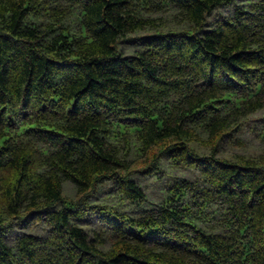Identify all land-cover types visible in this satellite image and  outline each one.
<instances>
[{"label":"trees","instance_id":"trees-1","mask_svg":"<svg viewBox=\"0 0 264 264\" xmlns=\"http://www.w3.org/2000/svg\"><path fill=\"white\" fill-rule=\"evenodd\" d=\"M259 112L264 0H0V264H264Z\"/></svg>","mask_w":264,"mask_h":264},{"label":"rangeland","instance_id":"rangeland-1","mask_svg":"<svg viewBox=\"0 0 264 264\" xmlns=\"http://www.w3.org/2000/svg\"><path fill=\"white\" fill-rule=\"evenodd\" d=\"M240 3H247L249 0H239ZM230 9L222 8L214 12V16L223 14L228 15L230 13ZM212 19H210L211 21ZM122 47L125 48V44H122ZM264 125V112H259L252 120L248 123L249 129L244 132L240 138L242 144H225L223 146V153L227 156L234 155H246L250 157H256L264 152V144L262 143L259 134ZM254 128V130H253ZM165 166H163L164 168ZM190 174H186L185 172H179L172 170L171 168H164L163 171L155 177H145L136 173L134 178L137 180V183L141 186V188L145 191L146 201L137 208V205H131L128 202L119 201L118 195L115 191L111 190L110 184H106L101 188V192L97 197V202H109L110 204L118 203L120 209H126L130 212L144 211L152 208H157L159 203L162 201V194L166 192V186L175 177H183L189 178ZM65 195L68 197L75 196V188L71 183L65 184ZM91 221H95V218H91ZM96 224V221L95 223ZM28 232L26 229L16 228L14 232L10 235L11 237L23 233Z\"/></svg>","mask_w":264,"mask_h":264}]
</instances>
